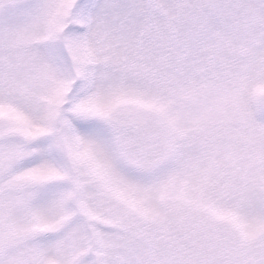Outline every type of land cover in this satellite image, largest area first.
<instances>
[{"label": "snow or ice", "instance_id": "1", "mask_svg": "<svg viewBox=\"0 0 264 264\" xmlns=\"http://www.w3.org/2000/svg\"><path fill=\"white\" fill-rule=\"evenodd\" d=\"M0 264H264V0H0Z\"/></svg>", "mask_w": 264, "mask_h": 264}]
</instances>
